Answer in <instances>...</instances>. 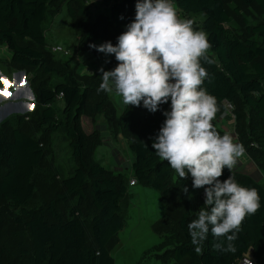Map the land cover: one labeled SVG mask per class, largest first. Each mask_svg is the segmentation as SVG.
Masks as SVG:
<instances>
[{
	"label": "trees",
	"instance_id": "1",
	"mask_svg": "<svg viewBox=\"0 0 264 264\" xmlns=\"http://www.w3.org/2000/svg\"><path fill=\"white\" fill-rule=\"evenodd\" d=\"M230 1L176 0L177 13H183L184 17L201 14L198 19H189L194 21L197 30L207 33L212 45L209 55L215 59V64L202 63L211 74L203 87L217 98L219 106L214 126L221 135L226 133L218 124L217 116L224 112L225 117L228 116L227 101L231 102L239 140L264 171V138L261 140L264 131V19L246 23L245 34H241L233 24V13H240L241 5L231 7ZM239 1L256 4L264 11V0ZM53 2L0 0V46L9 51L14 68L32 67L28 70L32 71L29 80L35 91L32 109L16 112L0 122V203L7 201L18 208L15 222L30 235L29 246L20 243L29 263L115 264L112 245L120 240L119 232L126 224L122 201L131 179H136L159 190L165 205L152 225L172 246L158 257L168 260L171 255L174 264H234L249 255L257 264H264V183L236 168L233 170L236 181L258 190L261 207L243 221L234 242L235 253L214 250L211 233L202 243L201 253L194 251L187 224L196 218V211L182 189L186 186L192 194L200 189L192 188L191 175L186 180L180 179L151 147L166 119L163 111L168 110L170 101L155 113L144 108L143 103L140 107L125 105L118 115L119 126L128 137L133 153L131 179L95 157L99 140L95 133L84 130L81 117L89 110L102 112L104 101H97L92 108L91 89L97 86H83L72 71L64 72L53 65L46 54L45 21ZM110 2L115 25L126 28L135 19L137 0ZM68 9L74 27L81 31L79 46L91 48L100 27L92 19L86 0H71ZM60 92L64 93L63 104L58 106L56 100ZM61 127L69 139L74 169L60 178L55 196L45 204L33 206L37 168L49 155V146L45 143ZM229 175L225 169L221 179ZM86 200L92 203V213H85L82 208ZM66 201L72 203L64 215L60 203ZM0 264L23 263L6 256L0 245Z\"/></svg>",
	"mask_w": 264,
	"mask_h": 264
},
{
	"label": "clouds",
	"instance_id": "2",
	"mask_svg": "<svg viewBox=\"0 0 264 264\" xmlns=\"http://www.w3.org/2000/svg\"><path fill=\"white\" fill-rule=\"evenodd\" d=\"M126 28L116 45H90L118 61L113 70L99 69L102 83L97 91H115L125 105L143 103L152 113L170 101L151 147L180 179L190 174L192 188L204 189V204L187 224L191 244L200 254L211 233L214 250L235 253L241 225L259 210L261 197L255 187L235 179L233 170L245 154L244 145L227 132L221 135L213 124L218 101L203 87L211 78L203 63L215 64L208 35L197 30L192 19H181L173 0H137L135 19ZM225 169L230 175L221 179ZM182 192L193 199L188 187Z\"/></svg>",
	"mask_w": 264,
	"mask_h": 264
},
{
	"label": "rangeland",
	"instance_id": "3",
	"mask_svg": "<svg viewBox=\"0 0 264 264\" xmlns=\"http://www.w3.org/2000/svg\"><path fill=\"white\" fill-rule=\"evenodd\" d=\"M70 1L54 0L50 4L45 21L48 41L45 46L46 54L53 65L60 67L64 72L72 71L83 86L95 85L99 88L102 83V73L99 69L103 67L106 71L113 70L118 65V61L114 55H106L94 48L86 49L79 46L81 31L74 27L73 18L68 9ZM229 4L231 7L241 5L240 13H233V24L238 27L241 34H245L246 23H256L264 19V11L256 4L246 5L239 0H232ZM87 5L92 19L97 21L100 27L93 44L99 46L111 41L113 45H116L118 36L127 28L115 25L110 13V0H89ZM178 15L181 19H198L202 16L201 14H188V17H184L183 13ZM58 45H62L66 49H56L55 47ZM9 56V51L4 46H0V69L7 75L4 79L1 78L2 83H0V85L2 84L0 86V122L18 111L32 109L35 102V91L29 80L32 71H28L32 67L14 68ZM105 61H110V63ZM98 79L99 82L96 83ZM96 89H91L90 106L94 108L97 101L102 100L104 101L103 111L94 113L89 110L83 114L81 117L82 127L87 133H95L99 140V145L94 152L95 157L106 166L116 171H123L131 179L133 153L129 148L128 137L122 132L118 123V115L125 104L122 97L115 91L107 93L98 92ZM56 103L61 106L63 99L57 98ZM228 115L229 117L225 121H218V123L229 132L236 131L235 113L231 110ZM261 138L263 140L264 131ZM45 144L49 146V155L37 168L36 195L32 203L33 206L45 204L50 197L55 196L60 187V178L71 173L75 165L64 128L61 127L53 132L50 141ZM116 149L120 153H117ZM116 153L118 156H124L120 163L116 162ZM261 180L264 183V178ZM129 189L130 191L122 201L126 224L119 232V243L116 242L112 245L115 264H174L171 255L167 257L168 260L158 257L169 246H172L169 241L164 240L163 235L154 230L152 225L165 208L160 191L140 182L136 185L129 184ZM195 194L197 196L195 202L198 203L199 210L204 204L202 188ZM71 203L72 201L60 203V209L64 215H67ZM82 208L85 213H92L94 210L89 200L83 203ZM193 208L194 206H192ZM17 214L18 208L10 202L0 203V245L4 254L11 257L14 262L30 264L27 256L22 254L20 244L29 246L30 235L23 226L15 222Z\"/></svg>",
	"mask_w": 264,
	"mask_h": 264
},
{
	"label": "crops",
	"instance_id": "4",
	"mask_svg": "<svg viewBox=\"0 0 264 264\" xmlns=\"http://www.w3.org/2000/svg\"><path fill=\"white\" fill-rule=\"evenodd\" d=\"M6 71H8V72H12V71H9V70H6ZM7 75L5 74V73H3L2 71H1V69H0V83H2V81H1V78H5ZM29 83V82H28ZM2 85V84H1ZM0 85V86H1ZM27 111V110H26ZM18 112H20V113H22V112H25V111H18ZM226 113V112H225ZM229 117V115L228 116H226V117H223V114H219L218 116H217V122L219 121V122H223V121H225L227 118ZM219 125H221L220 123H218ZM222 126V125H221ZM223 127V126H222ZM225 130H226V128L225 127H223ZM227 131V130H226ZM116 152L117 153H120L119 152V150H117L116 149ZM116 153V157H115V159H116V162L118 161L119 163L122 161V158L124 157V156H118V154ZM235 168L237 169V170H239V171H242V172H245V173H248V174H250V175H252L253 177H255L256 179H258V180H260V181H262L261 179L262 178H264V171L263 170H261L259 167H258V165H257V163H256V161L254 160V158L248 153V152H245V154L241 157V158H239V160H238V162H237V165L235 166ZM123 172V171H122ZM138 183V181L135 183V185ZM132 185H134V184H132ZM130 191V189H128V192ZM196 199H197V196H196V194H193V199H191L192 200V205L191 206H194V210H198V208H197V206H198V203H196L195 201H196ZM200 206V205H199ZM120 241V240H119ZM119 243V242H118Z\"/></svg>",
	"mask_w": 264,
	"mask_h": 264
},
{
	"label": "built area",
	"instance_id": "5",
	"mask_svg": "<svg viewBox=\"0 0 264 264\" xmlns=\"http://www.w3.org/2000/svg\"><path fill=\"white\" fill-rule=\"evenodd\" d=\"M86 2L88 3L89 0H86ZM173 3L176 7V10H178V5H177V2L176 0H173ZM56 49H60V50H65L66 48L62 45H58L55 47ZM68 51V50H67ZM63 96H64V93L63 92H60L57 94V98H62L63 99ZM227 106H228V111H231L232 110V103L227 101ZM168 110H170V105L168 106ZM223 117H225V112L223 114ZM227 133L231 134L234 138V140L238 143H241L240 140H239V137H238V134L236 131H226ZM242 144V143H241ZM251 144H254V142H251ZM247 152V151H245ZM137 181L136 179H131L130 183L131 184H135ZM202 195H203V198L205 199V196H204V189L202 188ZM248 261H252V264H257L256 261L254 260V258L252 256H249V255H246V256H243L238 262L234 263V264H247Z\"/></svg>",
	"mask_w": 264,
	"mask_h": 264
},
{
	"label": "snow or ice",
	"instance_id": "6",
	"mask_svg": "<svg viewBox=\"0 0 264 264\" xmlns=\"http://www.w3.org/2000/svg\"><path fill=\"white\" fill-rule=\"evenodd\" d=\"M6 83V82H5ZM34 107V106H33Z\"/></svg>",
	"mask_w": 264,
	"mask_h": 264
}]
</instances>
